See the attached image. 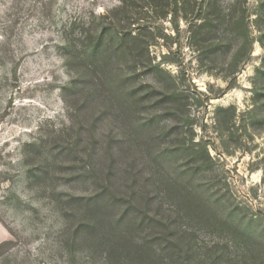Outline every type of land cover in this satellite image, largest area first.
Segmentation results:
<instances>
[{
	"label": "rangeland",
	"instance_id": "obj_1",
	"mask_svg": "<svg viewBox=\"0 0 264 264\" xmlns=\"http://www.w3.org/2000/svg\"><path fill=\"white\" fill-rule=\"evenodd\" d=\"M0 264H264V0H0Z\"/></svg>",
	"mask_w": 264,
	"mask_h": 264
},
{
	"label": "trees",
	"instance_id": "obj_2",
	"mask_svg": "<svg viewBox=\"0 0 264 264\" xmlns=\"http://www.w3.org/2000/svg\"><path fill=\"white\" fill-rule=\"evenodd\" d=\"M133 38L135 39L134 42L136 44H138V42H137L138 36H134ZM115 40L117 42L116 43L117 44V49L121 50V48H122L121 46L126 41L125 38L118 36ZM135 43L132 44V45L136 46ZM93 205H94V209H91L92 213L97 215L98 218H100V214H101L100 213V209H101V212H102V208L99 205H98V208H97L95 202H93ZM97 216H94V217L97 218ZM121 232L122 231L120 230V232L112 234L111 235V239H113V240L108 243V246L110 247V251L115 253V254H118V255L123 253V252H125L126 250H130L129 242H128V240L124 239L123 236H121ZM129 254H130V252H129ZM135 254H138V256L143 257L144 252L141 251V250L136 249Z\"/></svg>",
	"mask_w": 264,
	"mask_h": 264
}]
</instances>
